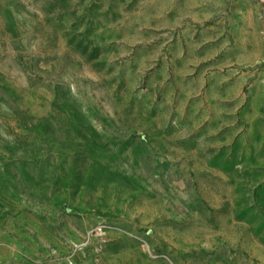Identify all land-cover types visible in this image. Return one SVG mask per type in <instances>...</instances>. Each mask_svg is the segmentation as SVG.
I'll return each instance as SVG.
<instances>
[{"label": "rangeland", "instance_id": "374dc122", "mask_svg": "<svg viewBox=\"0 0 264 264\" xmlns=\"http://www.w3.org/2000/svg\"><path fill=\"white\" fill-rule=\"evenodd\" d=\"M0 264H264V0H0Z\"/></svg>", "mask_w": 264, "mask_h": 264}]
</instances>
